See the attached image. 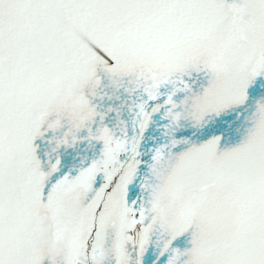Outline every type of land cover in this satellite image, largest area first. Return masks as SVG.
<instances>
[{
    "label": "snow or ice",
    "instance_id": "snow-or-ice-1",
    "mask_svg": "<svg viewBox=\"0 0 264 264\" xmlns=\"http://www.w3.org/2000/svg\"><path fill=\"white\" fill-rule=\"evenodd\" d=\"M0 264H264V0H0Z\"/></svg>",
    "mask_w": 264,
    "mask_h": 264
}]
</instances>
